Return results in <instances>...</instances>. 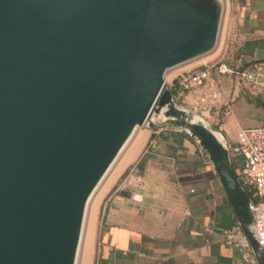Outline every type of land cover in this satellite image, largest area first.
Masks as SVG:
<instances>
[{"label":"water","instance_id":"obj_1","mask_svg":"<svg viewBox=\"0 0 264 264\" xmlns=\"http://www.w3.org/2000/svg\"><path fill=\"white\" fill-rule=\"evenodd\" d=\"M223 17V0H0V264H78L88 205L146 123L206 152L264 264L225 137L166 82L216 49Z\"/></svg>","mask_w":264,"mask_h":264},{"label":"crops","instance_id":"obj_2","mask_svg":"<svg viewBox=\"0 0 264 264\" xmlns=\"http://www.w3.org/2000/svg\"><path fill=\"white\" fill-rule=\"evenodd\" d=\"M223 1L226 48L247 50L244 56L263 65L264 0ZM196 67L176 72L167 83L188 109L198 89L184 79ZM218 108L205 119L229 149L246 141L245 131L264 127V111L255 105ZM254 198L257 207L260 198ZM92 205L80 264H258L253 249L246 261L224 243L223 232L238 225L227 193L206 152L178 128L138 130Z\"/></svg>","mask_w":264,"mask_h":264},{"label":"built area","instance_id":"obj_3","mask_svg":"<svg viewBox=\"0 0 264 264\" xmlns=\"http://www.w3.org/2000/svg\"><path fill=\"white\" fill-rule=\"evenodd\" d=\"M214 70L221 74L236 72L227 64L212 65L206 66L184 79V82H193L197 87L196 102L192 110L203 117L211 113L214 107L217 108L219 106L220 97L218 92L211 91L208 87V81L212 77ZM144 126L150 127L151 125L146 123ZM252 133H256L258 136L254 137L251 135ZM245 136L246 141L242 144L231 145L230 152L235 157L233 160L239 159L238 163L240 165L235 172L240 181L260 198L257 208L260 211L261 218L264 220V127L257 130H247L245 131ZM152 146L153 144L151 143L150 147ZM223 240L226 245L242 252L244 258L248 261L252 247L247 235L239 225L226 229L223 232Z\"/></svg>","mask_w":264,"mask_h":264},{"label":"rangeland","instance_id":"obj_4","mask_svg":"<svg viewBox=\"0 0 264 264\" xmlns=\"http://www.w3.org/2000/svg\"><path fill=\"white\" fill-rule=\"evenodd\" d=\"M224 30H225V21L223 18L220 37L216 49L213 52L205 56H202L190 63L184 64L182 66L170 70L166 77V82L169 83V81H171L173 75H175L176 72L184 71L185 69H187V67H191L192 65L197 66L194 69V71L203 69L206 66H212V65L218 66L220 64H227L228 66L230 64H234L240 68L239 65L242 63L241 59L243 60L245 59V61L247 60L246 63L247 62H251V63L247 65L244 71L235 70L236 71L235 73H225V74H221L217 70L213 72L211 77V85L209 86V88L210 89L212 88V90L215 89V91L218 92L220 97L218 105L222 104V107H226V108L235 107L241 111H244V108L246 106L255 105L259 109V111H264L263 106L259 104V102H264V64L260 65L258 61H255L247 56L240 58L238 56V53L240 52L238 49H233V48L227 49L225 44ZM216 109L219 108L214 107L211 113L213 114V112H215ZM198 115L200 114L198 113ZM200 116L203 117L202 115ZM203 118L205 119V117ZM117 163L113 166V168L107 175L106 179H104V181L100 184L99 188L97 189L96 193L94 194L91 200L90 205H88L83 242L86 234V228L88 225L91 208L93 206L92 203L96 195L102 188V186L110 177ZM80 259H81V252H80L78 264H80Z\"/></svg>","mask_w":264,"mask_h":264},{"label":"trees","instance_id":"obj_5","mask_svg":"<svg viewBox=\"0 0 264 264\" xmlns=\"http://www.w3.org/2000/svg\"><path fill=\"white\" fill-rule=\"evenodd\" d=\"M240 52L238 53V56L240 58H243L242 56L244 55H247V50H239ZM242 63L239 65L240 68L237 66V65H234V64H230L229 67H231L232 69L236 70V71H244L245 68L247 67L248 64H250L251 62H247L245 61V59L243 60L242 59ZM215 72V70H214ZM219 74V73H218ZM173 93L175 94V91H173ZM259 104H261L264 108V102H259ZM239 159H234L233 162H232V166H233V169L234 171H236V164L238 163ZM244 188L246 189L248 195L251 197L252 201L257 204V200L256 198H254V193L251 191V190H248L246 186H244Z\"/></svg>","mask_w":264,"mask_h":264}]
</instances>
